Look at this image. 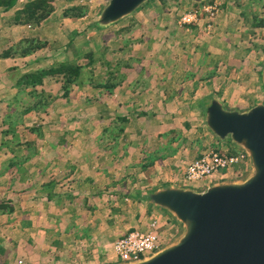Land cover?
Masks as SVG:
<instances>
[{"label": "crops", "instance_id": "1", "mask_svg": "<svg viewBox=\"0 0 264 264\" xmlns=\"http://www.w3.org/2000/svg\"><path fill=\"white\" fill-rule=\"evenodd\" d=\"M28 1L33 0H16L9 12L0 13V135L3 136V133L12 128L15 131V139L29 140L33 144L29 149V153L34 151L30 153L28 160L30 166L22 168L26 175L24 189L27 193L33 194L32 200L48 203L57 200V203H63V199L67 198L66 201L70 204L72 200L89 203L95 200L101 201L105 197H115L123 203L134 195L133 191H138L140 188L154 189L160 186L180 185L182 173L189 162L198 158L209 148H220L219 142L212 136L204 135L201 146L196 145V140L191 142L192 121L190 118L185 119L191 114L199 117L203 113L207 99L203 102L202 100L207 94L198 97L200 90L198 86L201 83H210L213 76L207 77L201 83L197 82L195 77L197 74L195 75V72L193 75L190 74L192 68L180 67L178 64L174 66L175 61L172 60L179 59L178 54L174 52H169L158 60L151 59L149 56L137 54L135 56L132 53L134 45L137 44L134 39L138 37L135 28L146 23L144 10L124 21L125 28L120 29L118 25L121 24H117L108 30L97 31L98 37L91 40L89 36H84L85 31L79 32V26H74L76 24H71V27L66 26L72 19H62L56 26V21L54 22L51 15L37 31L34 26L28 24H13L11 20L14 14ZM185 3L187 2L176 1L182 11L188 7ZM7 19L8 21L10 19L11 23L7 22ZM154 22L151 21L153 24ZM63 26H66L67 33L70 27V33L72 32L74 37L83 34L79 47L77 46L76 49H84L86 41H92V46L96 44L98 48L102 47L107 51L103 46L107 35L109 39L107 47L113 55L111 60H108V66L102 65L103 59H107L104 58L105 55L102 57L100 54L95 57L98 62L91 69L93 80L85 82L84 76L88 73L86 70L83 80H80L76 86L79 90L75 91L76 89L72 88L69 100H63L58 96L61 85L52 81L51 76L49 80H43L44 88L50 89L52 94L58 96V99L52 103V112L48 110V115L40 119L36 109L24 105L20 99L22 86L18 87L16 83L25 74L47 69L53 64L54 55L52 54L59 50H66V44L70 40L72 42L74 37L69 36L68 40V37L64 38ZM193 26L180 29L178 25L180 31L191 29ZM90 28L93 30L92 27ZM41 30L46 33L47 46L40 52L24 58L25 62L21 64L18 62L20 58H16V53L14 49L12 50L13 44L22 39L35 37L34 35ZM7 34L9 38L6 37ZM5 38L8 45L1 42ZM121 41H123L122 45L119 44ZM177 43L178 41L173 44ZM117 45L118 50H116ZM6 53L9 57H3L2 54ZM85 55L84 50H79L77 54L61 55L62 57L57 58L56 61L65 63L75 58L74 60L82 62L87 60ZM18 63L21 66H18ZM85 69L82 70L85 71ZM44 88L39 86L36 89ZM257 93V89L254 90L253 96L255 97ZM234 100L232 99L233 105L238 110L251 106L245 103L246 106L240 105ZM232 102L226 99L227 106H230ZM180 104L182 110L178 109L176 112L180 114L182 111L184 118L178 128L176 112L173 109L179 108ZM23 105L25 108L22 109L21 114L26 112L27 115L24 116L22 125L18 126L15 123H21L22 120L19 118L20 112L16 116V108ZM132 123L140 125L133 130L130 127ZM26 127L33 128L29 133H32L35 138L31 139L32 134L29 133L27 137ZM0 147V187L5 188L0 195L1 200L13 195L11 187L16 188L18 184L14 177L16 175L8 177V171L15 169H10L6 164L11 157L9 153L11 150L4 144ZM203 186L195 187L202 189ZM36 210L32 212V216L37 220L41 218V214H38ZM155 211L157 210H154L152 214H158ZM144 212L150 213L146 208L140 209L137 224L124 225V230L121 231L123 234L118 237L138 228ZM63 215L61 212L55 217L61 218ZM71 216L79 218L76 214L70 213L65 217ZM48 218L50 220L48 232L53 233L50 237L51 242L49 241L50 247L46 250L45 248L36 249L37 260L30 264L115 263L111 261L112 246L108 250L107 258L104 260L96 258L90 239L81 237L84 227L72 224L69 226L70 223L67 225L62 223L60 226L51 220V216ZM164 220L169 222L166 218Z\"/></svg>", "mask_w": 264, "mask_h": 264}, {"label": "rangeland", "instance_id": "2", "mask_svg": "<svg viewBox=\"0 0 264 264\" xmlns=\"http://www.w3.org/2000/svg\"><path fill=\"white\" fill-rule=\"evenodd\" d=\"M176 1L177 0H151L141 9L144 10V22L146 23L137 29L135 28V33L138 37L134 39V42L137 44L134 45L132 53H134L135 56H149L151 59L157 58L158 60L160 59L159 57H164L165 55H168L169 52H174L179 56L177 61L172 60L173 62L175 61L174 66L178 64L180 67L187 66L192 68L190 69V71H192L190 74L193 75V72H195V75L197 74L195 76L197 82L201 83L207 77L213 76V80L210 83H201V85H197L200 89L198 91V97L203 94H215L220 97L225 104L226 99H229L230 102H232V99H235L234 102L240 105H252L259 93V64L264 62V0H213L211 2H217L219 4L218 14H216L213 19L208 20L205 17H202V21H200L199 25L181 31L180 29L182 27L179 29L177 22L182 10L179 9ZM178 1L182 2L180 0ZM50 4L53 8L51 13L53 16L52 19L54 22L56 21V26H58L62 19H72L67 22L66 26L71 27V24H76L74 26H79V32L85 31L84 36H89L91 40L98 37L97 31L91 30L89 24L104 7L105 0H83L82 3L78 0L72 2L67 0H54ZM186 4H188L187 8H189V3H185V6ZM80 5L85 8L81 17L70 18L64 16V11L67 8ZM152 20L153 22L155 20L154 24L151 23ZM7 22L11 23L10 19L9 21L7 19ZM43 22L39 26H34V29L36 31L39 30V27L42 26ZM208 22L211 24V28L206 30L205 26ZM65 24L66 23H64V25ZM120 24L123 25V22ZM121 25H118V28H125L124 25ZM66 26H63L64 28H62V30H64V38L68 37V40L69 36L73 35L74 37V34L72 32L70 33V27L68 28L67 33ZM41 32L43 31L41 30ZM41 32L39 33L38 31L39 37H37L38 33H36L37 35H34L35 37L22 39L13 44L12 50L14 49L16 58H20L19 61L15 60L16 62L18 61L22 64V62H25L24 58L30 56H23L21 54V50L28 47V44L23 41L36 39L38 42L46 43L47 46L46 33L43 32V34ZM82 35L83 34L75 36L72 42L70 40L71 43L68 42L70 44H66L67 51L65 49L59 50L58 53H60V55H57L56 57L53 56V64L50 67L61 64L59 61H56L57 58L62 57L61 55L65 54V56H69L71 54H77V51L79 50H84L86 54L85 56H89L90 52L93 51L94 58L98 57L100 54L102 57L105 55L104 58L107 59H103L102 65L108 66V60H111L110 58L113 54H110L109 51L111 50L107 47L109 41L107 35L105 40L106 43L103 45L106 47L107 51L103 50L102 47L98 48L96 44L95 46H92V41H86L84 45L86 47L84 49L77 48V50L76 47L80 44L79 42L83 38ZM6 37L9 38L8 34ZM167 40L169 42H167ZM177 41L178 43L174 45L173 43H176ZM1 42L6 44L7 39L5 38ZM20 42L23 43L20 44ZM122 42L123 41L119 44L122 45ZM118 45L116 50H118ZM40 51L41 50H38L35 53ZM105 52L107 53L104 54ZM52 55H55V53ZM74 59L75 58L68 63H78L86 68L85 71L83 70L81 80H83V74L86 70L88 73L84 76L85 82L93 80L91 69L94 68L97 63L93 66H89L88 59L82 62ZM21 64L18 63V66H21ZM48 78L50 79V76L43 78L42 81L49 80ZM52 81H55L53 77ZM79 81L80 80L76 81L69 87V94L66 97H61L63 100H69L71 89L78 88L76 86ZM23 86L24 85H22L20 91V99H22V102L27 107L30 106V108L36 109L37 113L35 111L34 113L38 114L40 119H44L45 115H48V110L51 111L52 103L55 99H58V96L52 94V91L47 88L44 89V91L43 89H36L39 86ZM256 89L258 93L254 97V90ZM77 90L79 89H76L75 91ZM22 92L24 94H22ZM16 94L18 97V93ZM27 97L29 99H27ZM230 104V106L226 105V108H236V106L233 105V102ZM24 105L16 108L15 114L17 116V113L20 112L19 118L22 120L21 123H15L18 124V126L22 125L24 116L27 115L26 112H24L25 114H21V112H23L22 109L25 108ZM181 108L182 105L180 104V107L174 108L173 111L176 112L178 109L182 110ZM181 112L182 111H180V114H178V112L175 114L178 128L180 127V123L183 122L182 118H184ZM186 118H190L192 121V127L190 128V141L194 142L196 140V145L201 146L202 140H204V135L210 136L209 132L203 126L201 116L197 117V115L191 114L190 117L187 116L185 119ZM139 125V123H132L130 124V127L135 130ZM26 129L28 137V133L32 131L33 128L26 127ZM188 129L189 127L187 130ZM11 131L14 133L11 134ZM7 132L12 136L11 139L14 140L15 131L11 128ZM3 136L0 137V146L3 144L6 145L4 143L6 137L4 133ZM30 138L33 139L35 136L32 134ZM21 142H29V140ZM12 144L13 141H10L7 146ZM32 146L33 144L30 143V146L24 152L25 154L19 155L21 158L15 160L17 164L16 167H20L19 174H21V177L19 181L16 180L18 187H11L13 195L7 197L14 201V205L16 208H20L21 213H19V215L18 213H15L11 218L0 219V264H30L34 260H37L38 256L36 249L40 248L41 250L42 248H45L46 250L50 247V237L53 235V233L48 232L50 230V220L48 217L50 216L51 220L60 226L62 223L65 225L70 223L69 226L72 224L73 226L79 225L84 227L85 229L81 231L83 233V235H81L82 239L89 238L92 244V246H90L94 249L93 252L96 258L104 260V258H107L108 250H110L112 243L119 238L118 236H120V234H123L121 231L124 230V225L137 224L139 219L138 212L140 209L144 210L146 208L150 212L148 214L144 212L142 215L143 219H141L142 221L140 220L141 223L147 222L146 220L153 215L152 212H154V209L151 206L146 205V197H142L144 193H148V191L153 188L146 187L140 188L135 192L133 191L132 193L134 195L128 201L123 203H120V199L115 197H105L101 201L95 200L94 202L91 201L89 203H81L80 200L74 202L72 200L70 204L66 201L67 198L63 199V203L60 201V203H57L56 199V201H51L50 203L47 201L32 200L33 194L30 192L27 193L24 189L26 175L22 170L23 166H26V168H29L30 166L28 160L31 156L30 153L34 151L29 153V149H31ZM227 147L229 146L227 145ZM220 149L226 148H223V146L220 145ZM20 151L24 150L21 147L19 149L14 148V152L10 151L9 153L11 154L10 156H12V154H19ZM10 173L8 174V177L10 176ZM11 176L13 177V174ZM196 185L197 184L194 186ZM4 190V187H0V195ZM79 197L81 198V195H79ZM74 198H77V196H74ZM74 198L72 197V199ZM35 210L38 211V214H41V218L37 220L32 216V212H35ZM61 212L64 214L63 217H55V215H58ZM155 212L162 215L157 211ZM69 213L71 215L76 214L79 218L77 219V217L72 216L65 217L66 214ZM167 223L168 224L161 228V231H163V246L172 242L180 234V231L174 226V224L170 221ZM40 258L42 259L43 257Z\"/></svg>", "mask_w": 264, "mask_h": 264}, {"label": "water", "instance_id": "3", "mask_svg": "<svg viewBox=\"0 0 264 264\" xmlns=\"http://www.w3.org/2000/svg\"><path fill=\"white\" fill-rule=\"evenodd\" d=\"M150 1L105 0L89 26L108 30ZM180 1L202 7L213 0ZM259 65V94L249 108L228 109L215 94L202 100H211L201 114L204 128L221 146L246 155L245 175L209 182L202 189L175 184L144 193L145 204L180 234L147 257L109 264H264V62Z\"/></svg>", "mask_w": 264, "mask_h": 264}, {"label": "built area", "instance_id": "4", "mask_svg": "<svg viewBox=\"0 0 264 264\" xmlns=\"http://www.w3.org/2000/svg\"><path fill=\"white\" fill-rule=\"evenodd\" d=\"M78 1L83 2V0ZM218 5L217 2H209L202 7L190 6L181 12L178 25L180 27L198 25L202 17L211 20L218 14ZM205 27L209 30L211 24L208 22ZM223 148L226 149L209 148L189 162L185 166L180 183L187 186L197 184L196 187H202L209 182L238 179L244 176L247 170L246 155L227 146ZM164 219L162 215L153 214L147 222L141 223L138 228L127 231L125 235L119 237L112 245L111 261L115 263L137 261L159 250L163 246L161 228L168 224Z\"/></svg>", "mask_w": 264, "mask_h": 264}, {"label": "trees", "instance_id": "5", "mask_svg": "<svg viewBox=\"0 0 264 264\" xmlns=\"http://www.w3.org/2000/svg\"><path fill=\"white\" fill-rule=\"evenodd\" d=\"M52 1L54 0H33L28 2L22 10H19L14 14L12 23L16 25L28 24L30 26H39L45 19H47L51 15L53 8L50 3ZM15 2L16 0H1L0 13L9 12L14 6ZM83 10H85L84 6H71L64 11V16L70 18L81 17L83 15ZM23 42L28 44V47L21 50V54L23 56L31 55L36 51L42 50L46 47V43L38 42V40L36 39L25 40ZM23 42H20V44H22ZM58 52L59 51L55 52V57L57 55H60V53ZM3 57H9V54H3ZM86 58L89 61V66H93L98 62V59L94 58L93 51L90 52V55ZM82 68L85 67L81 66L78 63H61L58 66H52L48 69L37 70V72L25 74L24 76H22V78H20V80H18L16 86L21 87L22 85H24L23 87H44L42 79L48 76H52L55 82L61 85V90L58 96L66 97L69 94V87L76 81L81 80V76L83 73ZM13 133L14 132H12L11 134ZM4 135L6 136L4 140L6 146L10 141H13L12 145L7 146L11 151L14 148L19 149L20 147L24 150L20 151L19 154H12V156L6 161V164L10 169L15 168L12 171H8L9 173L11 172L10 176L12 174L13 176L16 174V176H14L15 180L17 179V181H19V178L21 177V175L19 174L20 167H16L17 164L15 160L21 158V156L19 155L25 154L24 152L28 149L30 143L21 142L18 139L12 140V136L9 135L8 132H5ZM14 204V201L8 197L0 200V219L11 218L15 213H18V215L19 213H21L20 208H16Z\"/></svg>", "mask_w": 264, "mask_h": 264}, {"label": "flooded vegetation", "instance_id": "6", "mask_svg": "<svg viewBox=\"0 0 264 264\" xmlns=\"http://www.w3.org/2000/svg\"><path fill=\"white\" fill-rule=\"evenodd\" d=\"M210 99H207L206 101H205V104H204V107H207L209 104H210Z\"/></svg>", "mask_w": 264, "mask_h": 264}]
</instances>
